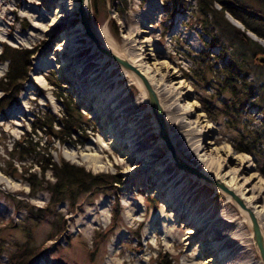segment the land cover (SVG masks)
Segmentation results:
<instances>
[{"label": "rangeland", "instance_id": "1", "mask_svg": "<svg viewBox=\"0 0 264 264\" xmlns=\"http://www.w3.org/2000/svg\"><path fill=\"white\" fill-rule=\"evenodd\" d=\"M152 1L90 0L92 30L93 26L104 27L128 57L130 53L124 51L123 42L134 27L135 18H143L147 11L154 14L139 36L145 50L142 66L153 82L151 90L156 95L163 88V76L168 73L172 77L167 85L172 92L171 102L177 105L176 114L188 126V133L195 135L191 141L193 149L198 147L199 158L215 163L216 168L209 171L217 173L228 184L235 182L233 188L239 191L233 194L246 211L254 217L259 214L255 219L264 240V192L258 194L264 188V143L256 144L251 154L240 151L251 143V133L262 128L261 95L258 93L246 102L236 123L220 112L222 105L231 102L228 90H222L223 70L242 54L243 65L254 69L263 85L264 65L256 57L264 54L253 58L250 47L231 44L221 37L212 20H203L196 0H182V5L174 0H156L157 6L148 8ZM241 1L250 12L264 16L263 0ZM63 5L66 9H62ZM78 8V2L75 7L71 0H0V81L9 66V59L3 57L4 46L32 54L27 77L15 102L0 112V264H11L18 247L27 242L39 251L26 264H159L164 258L171 264H231L222 259L223 247H218V232L222 227L212 225L203 229L193 216L189 219L191 223L184 219L193 200L186 197L175 200L176 190L168 186L164 175H159L161 162L171 164V157L176 168L190 173L178 163L186 165L192 158L185 164L176 157L164 119L173 154L168 149L136 81L123 75L125 69L112 59L107 61L96 50L80 23ZM212 8L220 11L218 4ZM223 15L229 28L239 30L261 46V39L246 31L228 13ZM176 26L182 31L173 34ZM60 49L76 50L61 58L56 54ZM82 61L89 62L86 68L83 65L82 69L76 67L75 72L59 71ZM91 73L99 74L96 81L109 76L114 84L104 92L97 82L91 87L84 85L83 79ZM73 74L75 78H70ZM237 80L254 83L255 76L243 71ZM88 89L95 97L83 104L78 98L90 96ZM113 91H119L122 101L140 105L138 113L144 117L140 128L136 129L132 123L127 128L120 127L118 117H106L114 111L111 106H102L104 101L100 97ZM164 91L157 96L163 118L165 104L160 99L168 96ZM262 94L264 99V91ZM70 100L80 115L79 128H74L66 137L59 132L58 124L40 128L39 123L48 115L55 122L61 119L69 111ZM137 132H142L146 146L154 147V159L139 155L140 150L132 147V136L125 137L128 133L135 136ZM123 138L127 140L122 143ZM18 142L17 150L21 153L26 149V155L13 151ZM83 147L90 150L82 151ZM100 148H105L103 153ZM179 156L184 157L183 153ZM44 159L81 167L91 175L115 176L118 183L106 190L93 189L79 195L73 203L60 199L52 203L48 186L55 179L50 170L42 172L40 165ZM33 177L39 186L30 185ZM193 188L198 189V197L211 199L209 208L219 210L218 213L222 210L233 213L236 219L233 230L238 233L237 244L241 245L239 253L246 256L232 264H263L247 213L237 208L240 205L232 197L227 200L226 192L218 187L219 192L199 183ZM62 220L64 231L51 241L50 236L56 232L54 225ZM189 230L197 234L188 235ZM202 243H207L204 245L207 249L197 247ZM210 259L216 262L207 263Z\"/></svg>", "mask_w": 264, "mask_h": 264}, {"label": "bare ground", "instance_id": "2", "mask_svg": "<svg viewBox=\"0 0 264 264\" xmlns=\"http://www.w3.org/2000/svg\"><path fill=\"white\" fill-rule=\"evenodd\" d=\"M71 2H72V5H74L75 7L77 6V2H78L77 0H71ZM153 6L154 7L157 6L156 0L148 3V8L153 7ZM62 9H66L65 5L62 6ZM142 17L143 18H135L136 23L134 24V27L130 30L128 36L123 42L124 43L123 48H125L124 51H127L128 53H130V56L128 57L124 53H122L123 51H121L120 48L117 47L116 43L113 41L108 31L104 27L98 28V27L93 26L92 31L94 33L95 38L99 41L100 45L103 48L117 55L118 57H121V58L126 57L125 58L126 61L147 80V83L150 86L152 85L153 82L151 79H149L146 76V72L144 71L143 66H142V56L145 50H144L143 42L139 40V36L144 33L142 29L146 27V21L153 18L154 14L152 12L150 13L149 11H147L145 14L142 15ZM227 17L233 24H236L237 26H239L238 22H235V20L231 19L229 16ZM181 31L182 30L179 28V26H176L174 27L173 34H177ZM256 40L258 39L256 38ZM260 42L264 45L263 41L260 40ZM73 50L75 51L76 49H70V52ZM70 52L65 49H60V52L56 54H58V56L62 58V57H67ZM102 56L107 61H112L106 55L102 54ZM88 63L89 62H86V61H82L81 63H76V64L74 63L71 66H66L64 68L62 67V69H60L59 71L64 70V69H69L75 72L76 67H79V69L80 68L82 69V66L84 65V68H86L88 66ZM114 65L116 64L114 63ZM36 68H39V67L36 66ZM122 73L123 75H126V77L129 76L131 80L136 81L142 93L144 102L149 106L148 95H147V92L140 78L133 72L122 70ZM98 75L99 74L91 73L88 76H86L83 79L84 85L91 87L92 85H95V83L97 82L99 85L100 91L102 90L104 92L107 90V88L111 87L114 84V81L108 78L109 76L103 77L100 80L96 81V79L99 77ZM70 78H75L74 74ZM171 78L172 77L168 73L167 75L163 76L164 81H163V84L161 85V87L163 88L160 89V92H156L155 96L158 101V97H160V93L163 90H165L164 93L168 95L166 98L162 100L160 99V102L165 104V106L163 105V111L165 114L164 119L167 122V125L169 128V139L172 145L175 146L176 148V152H175L176 157L180 161H183L185 164L187 163L186 161L192 158V162L187 163L188 166H191L192 168H196L197 170L199 169V171L203 174V176L211 180L220 181L227 190H230L232 193L237 195L239 190L233 188V186L235 185V182L232 185L230 183L228 184L225 181H223L222 178L217 173H212L211 171H209V169L211 168L213 169L216 168L215 163L210 162V161L207 162L204 159L199 158L198 154L196 153L197 152L196 150H198V147L195 146L196 150L193 149L192 147L193 143H191V141L195 135L188 133V130H187L188 126L178 116V114H176L175 110H176L177 105L175 104V102H171L172 92H171V89L167 87V85H169L168 83H170ZM155 83L157 85V82H154V84ZM75 89L78 90L79 88L76 86ZM88 92L90 96L87 97L85 95L86 93H84L85 96L79 97L78 101L82 100L83 104L87 103V101H92L95 96H93L91 90H89ZM100 98L102 101H104L102 106L104 105H106V107L111 106L110 108H112V110L114 111L113 115H109L106 117H112V116L118 117L117 123H120V127L122 126V127L127 128L128 127L127 125L129 123H132V126H137L136 129L140 128V122L142 118L144 117L142 116L141 113H138V109L140 107L138 103H136L135 101H132V102L122 101V97L119 95V91H113L109 95H104V97L101 96ZM111 129H113V127ZM170 130L174 134L171 133ZM130 136H132L130 138L131 142L133 143L132 147H135L136 151L140 150L139 155H141L142 157H146L148 159H154L156 157L154 147L151 146L150 144L146 146V140L142 138L143 136L142 132H137L135 136H133L130 133L125 135L126 138ZM117 140L118 139L116 138L114 141H117ZM126 140L127 139L123 138L121 142L123 143ZM89 150L90 148H87V147L82 148V151H89ZM104 150L105 148H100L99 151L103 153ZM203 150L209 152V148L207 147H204ZM179 153L180 154L183 153L184 157L182 156L180 157ZM170 159H171L170 161L171 164L165 165L164 161L161 162L160 165H162V167H161V171L159 172V175L160 174L164 175L165 178L163 179L165 180L166 183H168V186H170L171 189L176 190L174 191V195H176L175 200H179L185 197L187 200L189 199L193 200L192 202L193 204L191 205L192 208L187 207L189 210L185 213L186 216L184 219H188L187 221L188 222L190 221L191 223V220L189 219H191L190 217L193 216L194 219L200 222L199 225L203 229H205L206 227L209 228L212 225H216V227L221 226L222 227L221 231H223V233L220 235L221 231L218 232L220 236L218 235L217 241H219L218 247L219 246L223 247L224 254H223L222 259L224 260L226 259V261L231 262V264L236 261H239L240 259H243V256H246V255L243 252L239 253V247L241 245L237 244L238 242L237 234L238 233L233 230L235 228L234 224L236 223V219L234 218L233 213L231 212L225 213L223 210L221 213H218L219 210L216 211V210H213L212 208H209L211 199H205L203 197H198L199 196V192H197L198 189L197 188L194 189L193 186L196 185V183H199V184L207 185L211 188H214L217 192H219L218 188L217 187L215 188L213 184L206 182L203 178H198L194 174H190V173L185 172L182 169L176 168L175 161L173 160L172 157ZM241 163L242 161L238 163V165H241ZM232 181H235V180H232ZM154 182L155 181H153V183ZM263 192H264V188H260V192L258 194L263 193ZM224 195L226 196L227 200L229 201L231 200V196L229 194L225 193ZM195 201H198V203L196 204ZM245 205L251 209V207L247 203H245ZM237 208L241 211V213L243 214L247 213L245 208H241V207L239 208L238 205H237ZM255 217L259 218V214L256 213ZM187 234L195 235L197 233L193 232L192 230H189L187 231ZM187 239L188 237H186L185 240ZM213 240H216V239L214 238ZM206 244L207 243H202V244H199L197 247L200 248L201 250H205L207 249V247L204 246ZM244 258H248V257H244ZM212 262L215 263L216 261L213 259H210L209 261H207V263H212Z\"/></svg>", "mask_w": 264, "mask_h": 264}, {"label": "trees", "instance_id": "3", "mask_svg": "<svg viewBox=\"0 0 264 264\" xmlns=\"http://www.w3.org/2000/svg\"><path fill=\"white\" fill-rule=\"evenodd\" d=\"M178 4H184L182 0H174ZM198 4V11L200 15L203 17V20L210 19L212 20L214 27H217L219 30V34L221 37H225L228 39L231 44H238L242 47L247 46L250 47L248 50L255 58L258 54H264L263 48L257 43L245 36L244 33H241L239 30L229 26L225 23L223 19L225 13H228L237 20L245 29L253 33L257 38L264 41V16L255 14L254 12H250L246 6L242 3L241 0H196ZM258 1V0H257ZM218 4L220 6V11H215L212 7L213 5ZM264 5V0L262 1ZM244 8L245 11L241 10ZM211 17V18H210ZM31 52L24 50L18 51L15 49L8 48L4 46L3 48V57H7L9 59L8 70L0 81V92L2 96L0 97V112L7 108L9 105L13 104L16 100L17 93L19 92L22 82L25 81L27 77V72L29 70V58L31 56ZM239 57V58H238ZM243 55L239 54L233 60L231 64L227 66L223 70L225 79L222 80L223 87L222 90H228L231 98V102H227L220 108V112L229 118V121H233V123L237 122V118L240 114V109L244 107L246 102L253 97L254 95L259 93V96L263 95L264 89V80L263 85L260 84L259 78L257 77L254 69L246 68L242 63ZM240 59V60H238ZM245 71L246 74H252L255 76L254 83H248L246 81H242L238 83L237 80L238 75ZM221 90H219L220 92ZM59 96V95H58ZM260 96V104H264V99ZM60 97V96H59ZM70 102L69 111L63 113V117L59 120L54 121V118L48 115L47 118H44V122H40L39 126L51 128L52 125H59V132L66 136H69L70 133H73L74 128H79V113H77L76 109L73 107L72 100ZM259 104L258 102H256ZM74 108V111L73 109ZM70 113L75 114L72 116ZM40 119L37 120L39 122ZM264 131V122L262 123V128L260 132L251 133L252 141L247 144V148L240 150L241 153L251 154L253 147H255L258 143H264V137L262 133ZM24 141V139L22 140ZM20 144L18 142L13 151L17 150V146ZM252 146V148H248ZM20 156L26 155L27 150L22 149L21 153H18ZM42 172H45L46 169L52 172V175L55 179V182L52 185H49V189L52 193V203L60 200H69L73 203L79 195L84 193H88L93 189H109L112 185L117 184L118 180L115 176H105L102 174L91 175L86 172L83 168L77 167L74 165H70L66 162H60L58 164L52 163L47 159H44L43 163L40 165ZM264 176V171H263ZM30 185L32 187L39 186L38 181H36L35 177L31 178ZM60 199V200H59ZM42 212V211H41ZM31 214V213H30ZM34 215V214H32ZM35 219V218H34ZM56 230L55 234L50 236V240H54V238L59 235L62 231H64V223L63 220L58 221L54 228ZM31 242L25 243L23 246L18 247L17 252L13 254L11 264H26L31 257H34L38 254L39 249H35ZM159 264H171L165 258L161 259Z\"/></svg>", "mask_w": 264, "mask_h": 264}, {"label": "water", "instance_id": "4", "mask_svg": "<svg viewBox=\"0 0 264 264\" xmlns=\"http://www.w3.org/2000/svg\"><path fill=\"white\" fill-rule=\"evenodd\" d=\"M78 5H79L78 14L80 17V23L83 26V28L86 32V35L95 44V47L97 48V50L99 52H101L102 54L106 55L107 57H109L110 59L114 60L117 64H119L126 71L133 72L134 74H136L140 78V80H141V82H142V84H143V86L147 92L148 102H149L150 108H151L152 113L155 117V120L159 126V130H160L159 135L165 141L168 149L173 154L172 147H171V145L169 143V139L167 137L166 127H165V122H164V118L162 115L161 107L157 101V98H156L154 92L151 90V87L147 83L146 79L139 72H137L125 59L118 57L117 55H115V54L107 51L105 48H103L100 45L99 41L95 38L94 33L92 31L90 0H78ZM261 46L264 49V46L262 44H261ZM256 61L259 62L260 65H264V56L256 57ZM178 166L180 168L187 170L188 172H190L192 174H195L198 178H203L206 182H209V183L217 186L218 188L222 189L223 191L228 193L232 197V199L237 204L240 205L241 208H243L239 199H237V197L231 191L227 190L220 182L211 180V179L203 176L199 171L194 170L193 168H190V167H188V166H186L180 162L178 163ZM246 212H247V216L249 218L250 224H251V230L253 233V240H254L255 246L258 250L261 261L264 264V240L262 238V234H261V231L259 229V225H258L255 217L253 216V214L249 211H246Z\"/></svg>", "mask_w": 264, "mask_h": 264}]
</instances>
